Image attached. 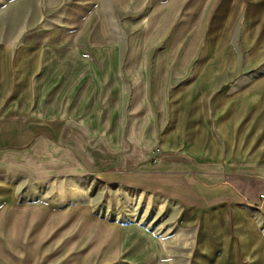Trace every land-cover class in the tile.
Segmentation results:
<instances>
[{"label": "crops", "instance_id": "obj_1", "mask_svg": "<svg viewBox=\"0 0 264 264\" xmlns=\"http://www.w3.org/2000/svg\"><path fill=\"white\" fill-rule=\"evenodd\" d=\"M84 3L71 37L0 43V264H172L174 238L148 227L154 198L190 238L180 264H250L264 0Z\"/></svg>", "mask_w": 264, "mask_h": 264}, {"label": "rangeland", "instance_id": "obj_2", "mask_svg": "<svg viewBox=\"0 0 264 264\" xmlns=\"http://www.w3.org/2000/svg\"><path fill=\"white\" fill-rule=\"evenodd\" d=\"M86 7L84 0L80 4L74 2L70 4L64 0L56 8L45 7L43 0H0V43L5 39L32 40L45 37L58 39L71 37V32H67L66 28L70 23L77 22L80 24L82 22L81 20L85 17L82 13L87 9ZM65 11H67V14ZM46 32H50V35L46 34ZM83 33L79 31L78 36ZM182 33L185 34L186 39L192 38L193 32L185 31ZM193 50L194 48L191 47L185 48V55L191 56L194 52ZM218 50L219 48H217ZM216 52L213 51V54ZM253 68L254 72L264 71V54L260 63ZM190 114L186 113V118H189ZM177 129L178 126L176 131ZM171 203L154 198L153 216L147 223L148 227L152 229L151 231L158 234V237L170 234V237L174 238L173 244H170L173 247L171 256H169L170 263L180 264L186 258L183 255L184 251H181V254H177V249L178 247L189 246L190 238L177 237L180 229L176 220V208ZM241 245L245 250L252 252L250 264H264V239H257L248 227H243L242 229ZM258 245L263 250L257 249ZM205 251H209L207 238L205 240ZM254 252L257 253L254 254Z\"/></svg>", "mask_w": 264, "mask_h": 264}, {"label": "built area", "instance_id": "obj_3", "mask_svg": "<svg viewBox=\"0 0 264 264\" xmlns=\"http://www.w3.org/2000/svg\"><path fill=\"white\" fill-rule=\"evenodd\" d=\"M260 199H264V190L259 194Z\"/></svg>", "mask_w": 264, "mask_h": 264}]
</instances>
